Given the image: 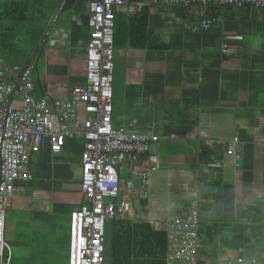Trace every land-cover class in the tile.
I'll list each match as a JSON object with an SVG mask.
<instances>
[{
    "label": "crops",
    "instance_id": "crops-1",
    "mask_svg": "<svg viewBox=\"0 0 264 264\" xmlns=\"http://www.w3.org/2000/svg\"><path fill=\"white\" fill-rule=\"evenodd\" d=\"M35 2L45 4L39 7L45 15L37 43L53 20L40 45L47 44L45 54L35 64L40 49L31 59L35 47L29 60L23 57L12 65H34L37 97L69 98L86 79L89 0ZM187 13L191 20L203 14L216 23L208 31H189L184 27ZM115 22L113 123L160 140L136 162L128 156L119 167L124 196L117 199V216L107 224L105 264H111L115 220L164 230L170 215L185 210L195 193L215 200L213 207L202 208L206 240L198 264H229L238 256L261 264L264 9L222 5L186 9L128 0L116 9ZM224 44L235 53L223 54ZM38 65L42 69L35 76ZM79 116L90 117L82 106ZM83 144L81 138H67L56 151L46 140L31 155V178L16 182L6 213L11 264L14 257L26 264H69L70 214L85 202ZM232 150L243 157L239 166L232 164ZM146 164L151 173L145 190L138 174ZM129 181L133 188L127 187ZM151 218L158 222L150 223ZM167 237L169 248V233Z\"/></svg>",
    "mask_w": 264,
    "mask_h": 264
},
{
    "label": "built area",
    "instance_id": "built-area-1",
    "mask_svg": "<svg viewBox=\"0 0 264 264\" xmlns=\"http://www.w3.org/2000/svg\"><path fill=\"white\" fill-rule=\"evenodd\" d=\"M128 0H89L90 39L87 46L85 83L76 85L71 97H37L33 78L34 65L9 66L0 57V264H11L12 253L5 240L6 213L12 206L16 182L30 179L31 155L38 153L46 140L58 151L67 138L84 141L81 155V188L85 202L70 214L69 264H105L107 224L117 216V199L122 188L119 167L130 156L136 162L160 140L154 134L115 127L113 123V80L115 58L116 9ZM163 5L179 4L186 9L195 5L251 6L264 9V0H140ZM184 27L192 32L208 31L216 19L201 14L197 21L185 15ZM222 52L235 50L224 44ZM90 117L82 119L79 107ZM237 141L238 138H235ZM232 164L239 166L243 157L229 152ZM148 164L139 171L142 188L149 184ZM133 188L134 182H127ZM215 200L197 193L188 207L174 212L163 225L170 234L167 264H198L204 250L201 229L203 207ZM154 224L157 219L149 221ZM229 264H252L238 256ZM261 264H264V258Z\"/></svg>",
    "mask_w": 264,
    "mask_h": 264
},
{
    "label": "trees",
    "instance_id": "trees-1",
    "mask_svg": "<svg viewBox=\"0 0 264 264\" xmlns=\"http://www.w3.org/2000/svg\"><path fill=\"white\" fill-rule=\"evenodd\" d=\"M35 0H5L0 4V56L8 62L19 64L21 59L13 56L24 39L15 38L19 32L32 34L43 28L44 11ZM25 38V37H24ZM23 58V57H21ZM29 60L30 55L24 57ZM7 62V63H8ZM111 264H167L168 237L164 230H154L149 223H132L129 220H115L112 223Z\"/></svg>",
    "mask_w": 264,
    "mask_h": 264
},
{
    "label": "rangeland",
    "instance_id": "rangeland-1",
    "mask_svg": "<svg viewBox=\"0 0 264 264\" xmlns=\"http://www.w3.org/2000/svg\"><path fill=\"white\" fill-rule=\"evenodd\" d=\"M35 5H39L40 8H41V6H45V4L42 3V2H39V3L35 4ZM29 25H31V23L27 22L25 24V28L23 30V33L22 32L18 33L19 38L20 39H24V42H23V45L20 44V47H19V49L17 51L13 52V56L17 57V58L14 59V62L17 61L18 58L26 57V56L30 55L31 50L34 49L35 47H37L36 45H38V43L42 39V35L43 34L41 35L40 40L37 43V40H38L40 32L42 31V28L35 29L34 25H32L33 32H32V34H29L25 30L26 27H28ZM46 46H47V44L45 45V43H43V45L40 47L39 51L37 52V56H36L35 60H33V62L35 64L38 62L40 56H44ZM21 62H22V60L20 61V63ZM12 64H14V63L8 62L9 66H15V65H12ZM41 69H42V67L38 65L37 70H35V76L40 73ZM115 72L116 71L114 70V77H116V74H117ZM124 187H123L124 191L126 192L127 191L126 185H124ZM123 196H124V194H122V192H120L118 200L121 199ZM65 230H66V226H65ZM5 240H6L7 243H9V239H8V225H7V229H6ZM105 258L107 259V253H105ZM23 262H24L23 260H19V259L16 260V258L14 257L12 264H26V263H23Z\"/></svg>",
    "mask_w": 264,
    "mask_h": 264
},
{
    "label": "water",
    "instance_id": "water-1",
    "mask_svg": "<svg viewBox=\"0 0 264 264\" xmlns=\"http://www.w3.org/2000/svg\"><path fill=\"white\" fill-rule=\"evenodd\" d=\"M60 5H61V3H60ZM59 8H60V6H59ZM54 17H55V16H54ZM54 17H53V19H54ZM52 21H53V20H52ZM52 21H51V22H52ZM51 22H50V24H51ZM50 24L47 26V28H46V30H45L43 36H42V39H41V41L38 43V45H37V47H36V49H35V51H34L32 57H31V59H33V57H34L36 51L39 49L40 45L42 44L43 39L45 38L46 34L48 33V30H49V28H50Z\"/></svg>",
    "mask_w": 264,
    "mask_h": 264
}]
</instances>
